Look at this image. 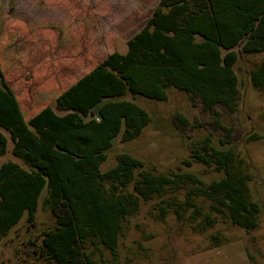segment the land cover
Returning <instances> with one entry per match:
<instances>
[{
    "label": "trees",
    "instance_id": "1",
    "mask_svg": "<svg viewBox=\"0 0 264 264\" xmlns=\"http://www.w3.org/2000/svg\"><path fill=\"white\" fill-rule=\"evenodd\" d=\"M262 52L264 0H159L126 52H112L56 98L63 114L46 106L26 117L0 63V156L8 150L6 130L12 154L25 164L0 163V242L24 216L36 225L41 208L51 221L30 240L35 260L123 264L121 237L142 202L154 199L161 219L174 214L199 232L219 219L256 229L263 208L251 189L254 167L223 137L208 134L188 144L183 164L212 168L220 177L209 182L193 171L158 172L125 151L113 166L102 165L117 138L131 142L151 124L138 98L166 101L177 89L210 114L219 116L218 106L236 112L235 66L244 54ZM249 74L263 89L264 60ZM211 241L225 239L217 233Z\"/></svg>",
    "mask_w": 264,
    "mask_h": 264
},
{
    "label": "rangeland",
    "instance_id": "2",
    "mask_svg": "<svg viewBox=\"0 0 264 264\" xmlns=\"http://www.w3.org/2000/svg\"><path fill=\"white\" fill-rule=\"evenodd\" d=\"M158 2L0 0L1 69L26 117L46 106L65 113L56 108V98L112 52H126L128 38L141 29ZM263 60L264 52L244 54L236 64L241 96L234 113L218 106L220 115L210 114L200 100L177 89L169 90L166 101L138 98L151 113V124L131 142L117 138L102 165V169L113 166L116 155L125 151L158 172L193 171L209 182L220 177L212 168L183 164L190 154L188 144L208 134L223 137L237 144L254 167L251 189L263 208L259 226L248 232L219 219L214 227L199 232L174 214L161 219L156 205L160 199L142 202L121 237L123 264H264V88L254 87L249 74ZM3 132L8 150L0 162L25 165L12 154L9 132ZM255 133L260 139L251 140ZM50 221L51 214L41 208L34 226L24 216L0 242V264H46L34 259L30 240ZM217 233L224 237L223 243L211 241Z\"/></svg>",
    "mask_w": 264,
    "mask_h": 264
},
{
    "label": "crops",
    "instance_id": "3",
    "mask_svg": "<svg viewBox=\"0 0 264 264\" xmlns=\"http://www.w3.org/2000/svg\"><path fill=\"white\" fill-rule=\"evenodd\" d=\"M6 160H4V161H2V162H0V163H3V162H5ZM21 164V163H20ZM22 165V164H21Z\"/></svg>",
    "mask_w": 264,
    "mask_h": 264
},
{
    "label": "built area",
    "instance_id": "4",
    "mask_svg": "<svg viewBox=\"0 0 264 264\" xmlns=\"http://www.w3.org/2000/svg\"><path fill=\"white\" fill-rule=\"evenodd\" d=\"M98 120V119H97Z\"/></svg>",
    "mask_w": 264,
    "mask_h": 264
}]
</instances>
